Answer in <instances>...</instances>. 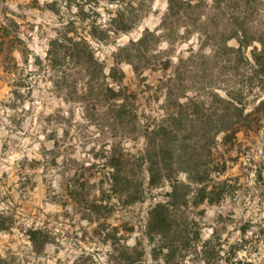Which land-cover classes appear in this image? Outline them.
I'll return each mask as SVG.
<instances>
[{"label": "rangeland", "instance_id": "374dc122", "mask_svg": "<svg viewBox=\"0 0 264 264\" xmlns=\"http://www.w3.org/2000/svg\"><path fill=\"white\" fill-rule=\"evenodd\" d=\"M125 1L80 11L82 0H0V264H264V104L248 129L207 140L220 199L168 206L164 237L147 223L171 186L148 184L144 153L169 115L200 116L228 94L245 113L264 99V0H202L186 26L172 18L167 29L166 0H130L132 29L88 37ZM145 29L155 35L138 57L133 46L117 54ZM235 30L247 40L238 53ZM64 33L84 36L93 57L63 58L69 44L51 40ZM177 64L183 86L168 99Z\"/></svg>", "mask_w": 264, "mask_h": 264}, {"label": "trees", "instance_id": "16d2710c", "mask_svg": "<svg viewBox=\"0 0 264 264\" xmlns=\"http://www.w3.org/2000/svg\"><path fill=\"white\" fill-rule=\"evenodd\" d=\"M124 1V0H122ZM144 1V0H140ZM167 9L160 23L162 29H167L168 20L174 18L176 22L182 20V25L186 26L188 18L187 11L194 10L202 0H166ZM216 0H214L215 2ZM219 2V1H216ZM88 0H82L80 11ZM124 3L129 10L115 8L112 16H109L105 25L95 22L89 23L88 37L100 41L106 40L110 33L119 34L132 29L138 18L134 14L135 8L130 0ZM235 37L239 46L235 49L238 53L242 46H245L247 40L245 34L241 30H235ZM155 33L148 29L143 30L139 39L131 42L129 45L119 48L118 55L122 51L129 50L132 46L136 48L137 56L143 46L148 42L149 37H154ZM68 43L67 51L62 55L63 58L77 60L86 57L92 58L93 54L89 48L88 41L84 36L74 39L73 36L56 37L51 40V46L58 48L63 43ZM257 64L260 69H264V46L261 47L257 55ZM53 59L56 58L53 56ZM135 70L138 68L136 60L133 58H125ZM180 65L177 64L172 71V75L165 82V94L170 96L175 91H180L183 82L178 76ZM111 69V73L113 72ZM168 99H170L168 97ZM221 107H212L206 109L202 115L192 114L189 119H184L177 114L169 115L167 124H160L156 129L145 135L144 153L147 155V174L148 184L157 186L164 181H169L171 190L167 193L169 200L165 203H157L149 212L147 223L148 234H157L164 237L171 231L169 216L164 212L168 206L186 207L189 204L197 206L201 203H214L220 199V191L223 184L222 181H215L207 174L205 170L206 162L204 160L206 143L209 138L219 132L228 133V136H235L236 132L241 129H248L253 121L259 119L261 111L260 106L264 104V99H260L255 108L249 112H244V106L240 100L233 94H228L224 99L219 100ZM179 104V103H177ZM123 105L119 107L122 110ZM180 107V105H178ZM179 172L186 174V181L176 179ZM112 177L118 178L116 170L111 173ZM116 180V179H115ZM116 183V182H115ZM121 191V190H120ZM174 233L179 232L178 229L173 230ZM30 236V240L33 241ZM250 264V263H248Z\"/></svg>", "mask_w": 264, "mask_h": 264}]
</instances>
